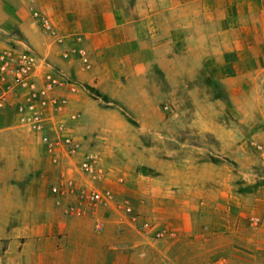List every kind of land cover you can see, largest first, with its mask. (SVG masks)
<instances>
[{"label": "crops", "instance_id": "crops-1", "mask_svg": "<svg viewBox=\"0 0 264 264\" xmlns=\"http://www.w3.org/2000/svg\"><path fill=\"white\" fill-rule=\"evenodd\" d=\"M33 7L63 44L41 32ZM18 39L79 84L68 110L81 117L70 123L83 150L100 152L116 200L65 214L48 191L56 170L39 145L3 136L0 187L12 178L26 191L12 200L0 191V264L16 262L24 236L59 248L67 264H129L134 246L186 256L173 264L228 251L237 264L264 261V228L248 222L263 216L264 188H240L252 183L244 138L264 128L262 0H0V47ZM71 45L86 51L89 69L61 56ZM168 101L172 113L161 107Z\"/></svg>", "mask_w": 264, "mask_h": 264}, {"label": "built area", "instance_id": "built-area-1", "mask_svg": "<svg viewBox=\"0 0 264 264\" xmlns=\"http://www.w3.org/2000/svg\"><path fill=\"white\" fill-rule=\"evenodd\" d=\"M262 2L264 4V0ZM31 16L44 35L53 37L59 45L64 43L44 12L33 7ZM70 55H76L84 69L90 68L82 47L71 45L61 52L63 58ZM78 88L79 84L72 77L25 41L18 39L14 44L0 47V114L6 113L13 119L14 127L35 136L42 155L56 170L48 184L49 193L56 205L63 204L65 214L76 216L82 215L85 207L108 206L116 200L113 190L104 186L106 170L100 165V152L83 150L73 132L70 121L79 120L81 114L69 112L68 94ZM163 109L171 111L170 105H164ZM254 148L264 165V144L256 141ZM117 204L133 215L127 198L119 199ZM248 222L254 227L262 223L261 217L256 215L250 216ZM96 227L99 228V223ZM204 264L230 263L226 256L218 255ZM252 264H264V261Z\"/></svg>", "mask_w": 264, "mask_h": 264}, {"label": "rangeland", "instance_id": "rangeland-1", "mask_svg": "<svg viewBox=\"0 0 264 264\" xmlns=\"http://www.w3.org/2000/svg\"><path fill=\"white\" fill-rule=\"evenodd\" d=\"M164 105H170L171 111L169 113L174 112L175 107L172 105L171 102L169 101L163 102L161 104L162 109ZM122 112L129 119H131L130 115L126 113L127 112L126 110H122ZM229 124H232V123L230 122ZM17 131L22 132V134L17 135L16 134ZM244 131L245 133L246 132L248 133L246 129H244ZM252 134H253V131H251L247 135V137L244 138L245 144H246L245 155H244V165H245L244 171H245L246 179L252 180L251 184H245V186H240V188L244 191H251V190L257 189L258 186L260 188H264V165L261 162L254 148V143L256 141L264 144V128L260 129L259 132L256 135H254V137H251L253 136ZM5 135L10 138L19 137V136L24 138L25 136H27V138L31 139L32 142L38 148L37 140L33 134L28 133L21 128L14 127L9 115H7L6 113H1L0 114V146L4 145L2 143V140H3V136ZM184 139L186 138L182 137V142ZM149 141L150 143L153 142L152 140H149ZM191 141L197 146L204 147L206 143V138H197L196 140H191ZM230 162L235 164V162L233 161H230ZM10 181L11 182L7 183L6 186L0 187L1 193L4 194L2 192L4 188L5 193L7 192V198H9L10 200L18 196L22 197L26 191V185H24V183H21L22 185L15 183V181L12 178H10ZM2 206L3 205L0 202V209H2L1 208ZM1 211L2 210H0V214L2 213ZM263 218H264V210H263V216L261 217L262 223L261 225H259V228L260 227L264 228ZM15 219H16L15 213L12 211L10 214V220H9L10 225L14 224L13 222H16ZM19 241H20V244L18 248L15 249V252H18L20 254H18L19 256L14 264H67L66 256L64 255V253L60 251L59 248L55 246L50 247L48 244L39 243V242H37L36 244L35 242L29 243L28 239L25 236L21 237ZM133 248L134 249H132L133 250L132 256L126 260V262L129 264H173L172 260L174 261L180 260V259L184 260L186 258V256L180 255L181 254L180 251H172V252L166 251L168 252L167 253L168 255L162 254L159 251H156L157 254L153 257V256H150L151 252H147L145 251V249L144 251H141L139 249V246H134ZM148 251L150 250L148 249ZM0 252H2V249L0 250ZM173 252H176V253L174 255H171L173 254ZM228 252L231 253L230 251ZM258 252H259V255L263 257L264 247H262V250L259 249ZM229 253L225 252V253L215 254L213 257L222 254L223 256H226L228 258V261L230 264H237L235 261V257H236L235 253L237 254V252L236 251L233 252L235 257ZM252 263H253V260L251 259V260L244 261L243 264H252ZM118 264H121V263H118Z\"/></svg>", "mask_w": 264, "mask_h": 264}, {"label": "trees", "instance_id": "trees-1", "mask_svg": "<svg viewBox=\"0 0 264 264\" xmlns=\"http://www.w3.org/2000/svg\"><path fill=\"white\" fill-rule=\"evenodd\" d=\"M88 88V90L91 92V93H93L94 95H95V92H94V90L92 89V88H90V87H87Z\"/></svg>", "mask_w": 264, "mask_h": 264}]
</instances>
